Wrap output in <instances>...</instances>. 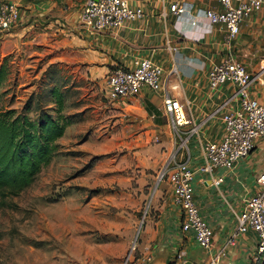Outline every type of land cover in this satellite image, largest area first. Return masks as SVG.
Returning <instances> with one entry per match:
<instances>
[{"label": "crops", "instance_id": "obj_1", "mask_svg": "<svg viewBox=\"0 0 264 264\" xmlns=\"http://www.w3.org/2000/svg\"><path fill=\"white\" fill-rule=\"evenodd\" d=\"M3 1L17 5L19 20L12 29L0 33L1 58L44 55L49 64H59L93 81L91 90L101 85L110 71L131 69L136 60L148 59L163 69L160 92L143 87L129 100L99 101L95 111L111 126L103 134L106 141L129 142L127 149L137 159L140 187L156 178L150 171L158 169L160 173L169 161L172 169L179 163L187 165L193 172L194 203L212 231V240L208 249H201L192 235L180 231L182 213L173 202L170 184L164 180L153 191L152 212L142 228L141 252L150 254L153 262L157 259V264H206L216 256L219 264H255L257 237L251 230L242 234L238 228L245 201L258 190L257 176L264 169V141H258L232 169L212 167L210 172L205 170L210 164L202 147L222 140V117L239 103L230 84L210 88L208 71L228 54L251 74L264 65V10L245 19L235 41L227 46L224 29L209 26L200 13L205 9L221 11L222 6L214 0H178L192 5L189 14L182 16L170 11L174 0H128L131 6L142 8L144 17L125 23L120 30L99 34L86 32L80 24L85 0ZM165 93L182 107L189 120L180 128V137L165 113ZM251 97L263 100L256 89L251 90ZM119 126H125V131L120 132ZM219 178L222 182L217 184ZM263 259L264 255L257 264Z\"/></svg>", "mask_w": 264, "mask_h": 264}, {"label": "rangeland", "instance_id": "obj_2", "mask_svg": "<svg viewBox=\"0 0 264 264\" xmlns=\"http://www.w3.org/2000/svg\"><path fill=\"white\" fill-rule=\"evenodd\" d=\"M0 66L6 74L0 111L27 110L33 120L42 112L56 117L50 94L56 88L62 115L73 122L33 183L18 196L0 199V264H122L134 241L141 252L153 191L164 180L158 181V169L150 171L156 178L140 187L129 142L104 139L111 126L95 110L97 102L107 103L106 79L91 90L93 81L49 64L44 55L0 57Z\"/></svg>", "mask_w": 264, "mask_h": 264}, {"label": "built area", "instance_id": "obj_3", "mask_svg": "<svg viewBox=\"0 0 264 264\" xmlns=\"http://www.w3.org/2000/svg\"><path fill=\"white\" fill-rule=\"evenodd\" d=\"M189 1V0H181ZM205 1V0H200ZM222 6L221 11L205 9L200 11L209 26H221L225 31V44L230 46L239 34L241 23L253 13L264 10V0H214ZM192 5L186 6L174 0L170 11L182 16L189 14ZM144 12L141 7L131 6L128 0H85L80 15L82 28L91 34L120 30L125 23L141 20ZM19 9L16 4L0 0V33L9 31L17 25ZM163 69L148 59L136 60L133 68H115L106 76V95L108 101L117 102L136 97L143 87L153 92L162 90ZM211 89L228 83L238 96V106L222 117L224 136L219 142L203 145L202 153L212 167L232 169L254 148L258 141H264V65L257 72L249 73L245 66L232 55H226L208 71ZM258 90L263 100L251 97V90ZM163 106L175 135L181 136L180 128L189 124L179 104L165 93ZM182 142L180 148H183ZM169 161L160 171L158 181L167 180L171 187L174 204L182 213L180 231L192 235L195 244L201 249L211 245L212 231L201 217L194 203L192 179L193 172L184 163L173 169ZM258 190L244 204L239 217L238 231L245 234L253 231L257 237L254 263L264 255V169L257 176ZM222 179L217 180V184ZM153 257L138 251L137 241L132 242L122 264H152ZM206 264H219V256Z\"/></svg>", "mask_w": 264, "mask_h": 264}, {"label": "trees", "instance_id": "obj_4", "mask_svg": "<svg viewBox=\"0 0 264 264\" xmlns=\"http://www.w3.org/2000/svg\"><path fill=\"white\" fill-rule=\"evenodd\" d=\"M4 66H0V86L5 79ZM52 117L42 112L33 120L27 110L0 111V199L18 196L28 188L42 168L47 166L57 151L59 140L71 117L62 115L63 99L55 88L51 90Z\"/></svg>", "mask_w": 264, "mask_h": 264}, {"label": "water", "instance_id": "obj_5", "mask_svg": "<svg viewBox=\"0 0 264 264\" xmlns=\"http://www.w3.org/2000/svg\"><path fill=\"white\" fill-rule=\"evenodd\" d=\"M185 264H190V262H186Z\"/></svg>", "mask_w": 264, "mask_h": 264}]
</instances>
